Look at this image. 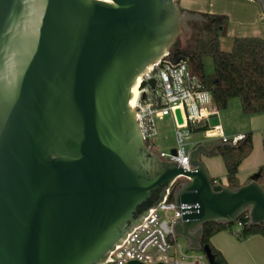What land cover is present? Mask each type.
<instances>
[{"label": "water", "instance_id": "water-1", "mask_svg": "<svg viewBox=\"0 0 264 264\" xmlns=\"http://www.w3.org/2000/svg\"><path fill=\"white\" fill-rule=\"evenodd\" d=\"M178 1L0 0V264H102L179 177L173 235L209 264L205 224H264L259 174L229 189L202 162L230 144H198L183 170L148 149L130 108L137 79L205 22ZM170 62L191 70L186 52Z\"/></svg>", "mask_w": 264, "mask_h": 264}, {"label": "built area", "instance_id": "built-area-1", "mask_svg": "<svg viewBox=\"0 0 264 264\" xmlns=\"http://www.w3.org/2000/svg\"><path fill=\"white\" fill-rule=\"evenodd\" d=\"M133 106L136 123L140 129L142 139L161 161L175 163L183 170H189L188 154L197 146L192 142L191 129H199L207 124L203 131L205 138L221 137L218 126H210V118L217 116L208 91L203 90L199 79L192 74L186 63L171 64L170 55H164L157 63L148 67L137 79L135 85ZM180 112L182 124L178 125L175 111ZM170 118L173 124V134L176 142L174 154L155 153L152 150L150 138L155 134V122ZM242 137L232 140L221 138L224 144L236 146ZM183 177H179L181 180ZM178 181L172 186L155 209H150L141 224L134 227L125 239L109 252L102 264H209L204 253L200 251H186L177 243L172 232L173 225L180 220L181 211L175 205L173 195ZM213 185H223L217 180ZM182 209V208H181ZM237 226L241 224L237 222Z\"/></svg>", "mask_w": 264, "mask_h": 264}, {"label": "trees", "instance_id": "trees-1", "mask_svg": "<svg viewBox=\"0 0 264 264\" xmlns=\"http://www.w3.org/2000/svg\"><path fill=\"white\" fill-rule=\"evenodd\" d=\"M195 13V12H191ZM202 24L189 23L190 36L186 48H182L177 38L169 49L172 56L186 52L192 58L191 72L200 81L203 90L210 93L212 104L217 112L227 110L230 101L238 100L241 113L250 117L264 114V39L258 37H235L228 51L222 50L220 40L226 36L228 18L216 14H201ZM212 59L213 74L206 81L204 60ZM207 124L192 133L207 130ZM252 137L245 134L236 146H226L218 150L225 171L226 185L229 189L239 187L238 168L252 152ZM257 183L264 189V164L259 168ZM214 180V179H213ZM173 196L170 197L172 199ZM237 222L241 224L237 226ZM232 225L208 223L203 226L200 244L209 249L214 264H227L222 255L212 247L210 239L220 232H228L242 242L254 235L264 237V224L247 227L246 215Z\"/></svg>", "mask_w": 264, "mask_h": 264}, {"label": "crops", "instance_id": "crops-1", "mask_svg": "<svg viewBox=\"0 0 264 264\" xmlns=\"http://www.w3.org/2000/svg\"><path fill=\"white\" fill-rule=\"evenodd\" d=\"M178 5L180 9L187 12L199 14H216L228 18L226 28L227 42L222 50L228 51L231 48L232 40L235 37H258L264 39V15L260 6L253 0H181ZM230 104V103H229ZM223 112H217L218 131L221 137L207 139L210 144L220 139L232 140L236 137H243L250 133L252 137V152L241 163L238 168L237 179L239 185H243L250 176L256 174L264 164V114L244 116L241 113L240 104H232ZM230 112H234L230 114ZM199 144L201 142H198ZM208 146V145H207ZM210 178L221 184L226 183V171L219 154L202 159ZM210 244L224 258L227 264H264V237L254 235L244 241H237L228 232H220L210 239Z\"/></svg>", "mask_w": 264, "mask_h": 264}, {"label": "rangeland", "instance_id": "rangeland-1", "mask_svg": "<svg viewBox=\"0 0 264 264\" xmlns=\"http://www.w3.org/2000/svg\"><path fill=\"white\" fill-rule=\"evenodd\" d=\"M181 4L183 6V1L179 0V5ZM182 11H186V10L183 9ZM190 33H191L190 31L183 32L178 37L180 46L182 48H186V41L188 40ZM222 39H223L222 47H224V43L227 41L225 38ZM204 68H205L206 81L209 82L213 74V64L211 58H207L204 60ZM234 103H237L239 105L238 100H232L230 101L229 108H233L232 104ZM232 113L234 112H230V114ZM154 127H155V134L149 140L152 145V150L157 154L162 152L170 153L171 150H174L176 148V142L173 134V124L170 118H165L163 121L155 122ZM190 139L192 142H201L202 144L210 145V142L205 138L202 132L192 133ZM178 184L179 182L177 183V185ZM176 241L178 244L181 245L183 249L185 248L186 242L183 239L177 238Z\"/></svg>", "mask_w": 264, "mask_h": 264}, {"label": "bare ground", "instance_id": "bare-ground-1", "mask_svg": "<svg viewBox=\"0 0 264 264\" xmlns=\"http://www.w3.org/2000/svg\"><path fill=\"white\" fill-rule=\"evenodd\" d=\"M133 95L135 96V88L133 90ZM133 103H134V99H132V102H130V104L133 106Z\"/></svg>", "mask_w": 264, "mask_h": 264}]
</instances>
